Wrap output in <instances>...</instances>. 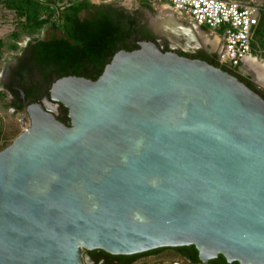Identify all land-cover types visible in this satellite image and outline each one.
Returning a JSON list of instances; mask_svg holds the SVG:
<instances>
[{
    "label": "water",
    "instance_id": "95a60500",
    "mask_svg": "<svg viewBox=\"0 0 264 264\" xmlns=\"http://www.w3.org/2000/svg\"><path fill=\"white\" fill-rule=\"evenodd\" d=\"M157 27L171 47L198 39ZM139 46L28 106L30 127L0 152V264L182 247L202 264H264V97L206 61Z\"/></svg>",
    "mask_w": 264,
    "mask_h": 264
},
{
    "label": "trees",
    "instance_id": "16d2710c",
    "mask_svg": "<svg viewBox=\"0 0 264 264\" xmlns=\"http://www.w3.org/2000/svg\"><path fill=\"white\" fill-rule=\"evenodd\" d=\"M5 2L8 7L15 9L18 16L25 19L24 29L32 37L40 34L46 26L51 28L50 37H33L27 43V48L20 49L16 42H0V53L3 47L11 51L27 52L25 71L30 79L37 80L34 83L39 85L35 87L40 93L44 90L48 93L51 85L64 77L76 76L96 81L118 52H133L140 48L139 43L154 41L149 31L140 26L135 18L125 13L114 15L113 9L120 3L94 5L91 1L78 0L66 7L56 19V10L33 0ZM92 9L97 12L94 17H80L82 12ZM17 38L18 34L12 33L11 39L15 41ZM254 39L258 43L253 45L254 49L255 45L264 48V18L260 20ZM208 60L211 65L236 75L237 70L220 66L216 56H211ZM28 99L30 97L26 96V100ZM23 104L24 102L12 101L10 106L16 111H22L25 109ZM63 111L66 117L68 110L63 108ZM65 117L60 120L68 123L69 119ZM192 249L197 255L196 249ZM214 262L228 264L223 257Z\"/></svg>",
    "mask_w": 264,
    "mask_h": 264
},
{
    "label": "built area",
    "instance_id": "2783aa9c",
    "mask_svg": "<svg viewBox=\"0 0 264 264\" xmlns=\"http://www.w3.org/2000/svg\"><path fill=\"white\" fill-rule=\"evenodd\" d=\"M62 12L74 0H33ZM99 3L146 4L168 6L201 29L221 31L222 50L217 58L222 67L237 70L254 54L255 33L264 18V5L239 0H91ZM260 51L258 52V54ZM27 129V128H25ZM3 144L0 140V149Z\"/></svg>",
    "mask_w": 264,
    "mask_h": 264
},
{
    "label": "flooded vegetation",
    "instance_id": "af4514ba",
    "mask_svg": "<svg viewBox=\"0 0 264 264\" xmlns=\"http://www.w3.org/2000/svg\"><path fill=\"white\" fill-rule=\"evenodd\" d=\"M149 31L153 32V42L157 43L164 52H168L171 49L177 54L192 58L199 59L209 63L210 54L201 46L200 43L190 42L181 45H176V47H171V43L168 39L161 35L160 28L149 26ZM205 31V29H202ZM23 48H27L26 47ZM26 51V49H25ZM24 50L18 52L14 57L9 59L3 70L1 71L0 82L5 87V91L11 95L12 101L24 102L23 106L27 105V108L31 104H35L40 100L44 99L48 94L46 90L40 93L39 89L35 86L34 81L36 79H30L28 73L25 71L27 57ZM220 52L217 51L216 55L219 56ZM218 62V60H217ZM228 70H232L228 68ZM236 76L247 84L249 87L264 95V90L251 82L249 79L245 78L239 71H237ZM26 96L30 99L26 100ZM63 108L60 110V118L65 117ZM82 262L83 264H202L199 260L198 254L195 255L192 247H182V248H160L151 250L144 253L133 254V255H115L108 253L103 250H93V251H82ZM209 264H219L215 263L214 260L210 261Z\"/></svg>",
    "mask_w": 264,
    "mask_h": 264
},
{
    "label": "rangeland",
    "instance_id": "374dc122",
    "mask_svg": "<svg viewBox=\"0 0 264 264\" xmlns=\"http://www.w3.org/2000/svg\"><path fill=\"white\" fill-rule=\"evenodd\" d=\"M78 1L74 0L73 2ZM84 1V0H80ZM91 1V0H87ZM243 2L255 1L257 4L264 5V0H239ZM94 5H101L102 3L91 1ZM5 0H0V42H16L19 45V48L22 49L25 45L33 38H48L50 37L51 28L46 26V28L40 33L30 35L24 29L25 19L18 16L14 8H10L7 6ZM114 15L119 13H125L126 15L135 18L140 26L145 27L147 31H149V26L156 27L160 26V17L169 18L174 21V23L182 24V21L177 17V15L173 14V12L168 11L164 7H151L145 4H119L113 9ZM96 10L92 9L89 11H85L81 13V18H92L96 15ZM116 13V14H115ZM61 12H58L56 19L60 16ZM169 16V17H168ZM45 17V16H44ZM46 18V17H45ZM12 33H17L18 38L13 41L11 39ZM149 33L153 35V32L149 31ZM219 36L222 35L221 31H214ZM162 35V34H161ZM257 39L259 37L257 36ZM206 39H197V43H200L208 54L212 55L210 50H208L206 46ZM214 48L221 52L223 43L220 40H211ZM258 44L257 41L255 43ZM255 45L254 54L258 56L260 63H264V48H259ZM260 53L258 54V52ZM17 51H11L3 47L0 53V77L1 71L5 67L6 62L14 57L17 54ZM219 64V63H218ZM1 80V79H0ZM12 102L11 95L5 91V87L0 82V140L2 141V148L0 151L9 147L13 141L21 135L25 128H29L31 125L30 118L27 113V105L25 109L22 111H16L13 109L10 104Z\"/></svg>",
    "mask_w": 264,
    "mask_h": 264
},
{
    "label": "crops",
    "instance_id": "0c3cea01",
    "mask_svg": "<svg viewBox=\"0 0 264 264\" xmlns=\"http://www.w3.org/2000/svg\"><path fill=\"white\" fill-rule=\"evenodd\" d=\"M149 6H151V7H164L168 11L173 12V14L177 15V17L182 21V25L185 28L191 29L195 33V35L198 39H204L205 38L207 40L206 46H207L208 50H210V52L212 53V55H210V56H216L217 57V55H216L217 50L214 48L213 44L211 43V40L213 41V39L221 41V39H220L221 37L217 33H214V31H209L207 29H205V31H204L201 28L195 26L194 24L185 21L179 13L175 12L172 8H170L168 6H165V5H163V6L149 5ZM169 19H170V17L165 18L162 16V17H160L159 20H160L161 24H167V23H169ZM237 71H239L245 78L249 79L251 82L255 83L256 85H258L259 87H261L264 90V63L263 64L260 63L259 59L249 57L248 59H246L244 61L243 64H241V66L237 69Z\"/></svg>",
    "mask_w": 264,
    "mask_h": 264
}]
</instances>
